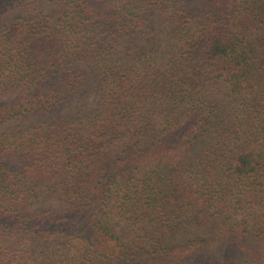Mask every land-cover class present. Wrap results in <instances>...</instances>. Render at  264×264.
I'll use <instances>...</instances> for the list:
<instances>
[{
  "label": "trees",
  "instance_id": "trees-1",
  "mask_svg": "<svg viewBox=\"0 0 264 264\" xmlns=\"http://www.w3.org/2000/svg\"><path fill=\"white\" fill-rule=\"evenodd\" d=\"M0 264H264V0H0Z\"/></svg>",
  "mask_w": 264,
  "mask_h": 264
},
{
  "label": "rangeland",
  "instance_id": "rangeland-1",
  "mask_svg": "<svg viewBox=\"0 0 264 264\" xmlns=\"http://www.w3.org/2000/svg\"><path fill=\"white\" fill-rule=\"evenodd\" d=\"M116 229L117 231H121L124 234V238L128 241V239L130 238V233H129V228L127 225H124L123 222H118V224L116 225ZM188 235H192L189 233V231H187Z\"/></svg>",
  "mask_w": 264,
  "mask_h": 264
}]
</instances>
